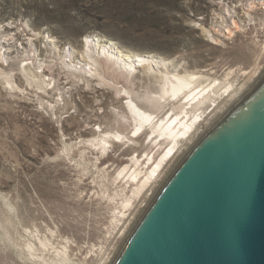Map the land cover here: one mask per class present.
Segmentation results:
<instances>
[{
	"label": "rangeland",
	"instance_id": "rangeland-1",
	"mask_svg": "<svg viewBox=\"0 0 264 264\" xmlns=\"http://www.w3.org/2000/svg\"><path fill=\"white\" fill-rule=\"evenodd\" d=\"M223 11L242 29L225 33ZM0 33L10 55L31 47L25 39L31 33L42 61L81 48L86 36L100 37L160 57L172 71L200 75L198 90L216 81L202 135L264 70V8L248 15L244 0H0ZM40 70L31 66L28 79L13 76L14 88L0 80V264H111L190 147L152 174L153 162L171 146L167 139L137 130L130 108L113 105L95 80L94 89L62 99ZM99 106L125 111L122 121L106 117L100 124L120 127L126 137L96 143L97 121L90 120L103 115ZM176 111L184 113L176 107L164 118Z\"/></svg>",
	"mask_w": 264,
	"mask_h": 264
},
{
	"label": "water",
	"instance_id": "water-1",
	"mask_svg": "<svg viewBox=\"0 0 264 264\" xmlns=\"http://www.w3.org/2000/svg\"><path fill=\"white\" fill-rule=\"evenodd\" d=\"M111 264H264V70L182 157Z\"/></svg>",
	"mask_w": 264,
	"mask_h": 264
},
{
	"label": "bare ground",
	"instance_id": "bare-ground-1",
	"mask_svg": "<svg viewBox=\"0 0 264 264\" xmlns=\"http://www.w3.org/2000/svg\"><path fill=\"white\" fill-rule=\"evenodd\" d=\"M256 8H264V0H244V10L248 15ZM223 13L225 17L219 14L221 17L217 15V18L224 17L225 33L230 35L242 29L240 22L230 12L225 13L223 11ZM215 31L220 32V29L216 27ZM27 35L25 39L28 41L27 43L31 44V47L23 52L19 51L15 55H10L11 47L9 49L1 45V40L5 37L3 38L0 35V80L6 84V87H13L15 83L12 77L17 74V76L22 74L28 79L31 66L41 68L39 77H43L44 82L47 80L45 84L53 82L54 90L59 91L62 99L63 96L71 97L76 95L75 92L79 95L82 91L93 87L92 82L95 80L96 83L102 86L101 91L112 97L113 105L121 101L125 108H130L138 127L137 130L147 127L156 133L155 136H161L171 144L161 158L157 162H153L156 164L152 174H155V172L160 173L184 145L191 148V143L193 141V143H196L201 138L202 134L199 133V130L201 126H204L205 115L210 106L208 102L217 92V85H214L217 84L215 80L214 84L208 83L207 88L203 86L198 90L201 80L199 79L200 75L194 73L186 75L176 70L172 71L167 66L168 63L160 57L152 54L132 53L120 48L118 45H114L113 41L102 43L103 38L100 37L91 38L86 36L81 48L79 46H73L70 49L65 48L62 53L57 51V60L52 59V56L49 55L47 60L42 61V59H39L38 51L33 44L34 34ZM46 40L49 42L54 41L49 37ZM229 86L233 87L232 84H228ZM228 90L230 94L231 91H235V88H229ZM232 95L239 94L232 93ZM243 95H239L236 101ZM184 97H187V99L182 101ZM101 100L102 97L96 98L94 102H100ZM99 102L97 104H100ZM102 103L106 104L105 101ZM186 104H189V107ZM176 107L184 109L183 115L176 111L170 117L164 118L170 109L174 110ZM99 108H103V115L95 114L96 117L93 116L94 118L92 117L90 120L91 123L97 121L92 126L98 128L91 129L99 132L100 138L98 141L96 140V143H108L111 136L116 139L126 137V134L119 130L120 127L113 131L112 128H105L100 124V121L106 117L111 119L114 117L119 121L121 118H127L125 111L116 110L114 106H109L108 111L102 106H99ZM214 108L215 106L211 109L214 110ZM198 110L199 113L192 119V112ZM221 117L222 114L216 119Z\"/></svg>",
	"mask_w": 264,
	"mask_h": 264
}]
</instances>
